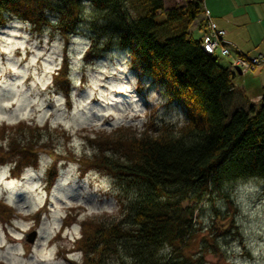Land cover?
Here are the masks:
<instances>
[{
    "label": "rangeland",
    "instance_id": "obj_1",
    "mask_svg": "<svg viewBox=\"0 0 264 264\" xmlns=\"http://www.w3.org/2000/svg\"><path fill=\"white\" fill-rule=\"evenodd\" d=\"M183 3L164 0L167 9ZM203 6L215 27L225 32L231 44L227 47L234 53L218 55L220 66L230 69L235 53L264 55V14L251 0H203ZM90 10L84 3L85 21L67 40L51 26L35 29L8 14L0 26L2 264H80L82 252L74 240L81 237L83 223L107 222L118 215L115 179L91 166L88 160L99 147L87 136L121 125L140 131L149 119L157 128L185 122L184 109L167 103L150 79L131 68L127 50L115 38L99 57H85L94 36L88 28ZM47 14L54 23L56 16ZM162 20L164 14H159L156 21ZM198 23L189 29L194 37L201 32ZM102 42L99 37L98 45ZM64 59L66 73L60 68ZM232 83L229 115L259 102L264 66L235 73ZM20 123L33 130L15 128ZM26 145L35 149L29 154L35 162L20 161L17 148ZM15 163L26 165L17 169ZM222 191L225 198L214 195L196 206L191 235L180 253L192 264H264L261 181L237 180ZM32 230L36 238L29 244L23 234ZM173 255L168 245L156 253L162 261ZM103 264H119L117 255L107 254Z\"/></svg>",
    "mask_w": 264,
    "mask_h": 264
},
{
    "label": "trees",
    "instance_id": "obj_2",
    "mask_svg": "<svg viewBox=\"0 0 264 264\" xmlns=\"http://www.w3.org/2000/svg\"><path fill=\"white\" fill-rule=\"evenodd\" d=\"M202 1L167 9L164 0H0V26L8 14L35 29L51 26L66 40L85 21L87 3L94 36L85 57H99L115 38L127 50L131 68L150 79L167 103L184 109L180 127L157 128L149 119L140 131L121 125L86 137L99 147L88 161L115 179L119 207L107 222L83 223L81 237L74 240L82 252L80 264H103L112 253L119 264H192L180 251L199 203L214 195L225 198L223 186L242 179L261 181L264 193V95L229 115L236 72L220 66L216 55L202 49L200 36L189 30L196 20L203 27ZM48 11L56 16L54 23ZM159 14L164 20L157 22ZM166 30L172 34L164 35ZM67 65L64 59L61 72L66 73ZM17 150L20 161L35 162L29 156L33 147ZM25 165L15 163L17 169ZM164 245L174 255L162 261L156 253Z\"/></svg>",
    "mask_w": 264,
    "mask_h": 264
},
{
    "label": "built area",
    "instance_id": "obj_3",
    "mask_svg": "<svg viewBox=\"0 0 264 264\" xmlns=\"http://www.w3.org/2000/svg\"><path fill=\"white\" fill-rule=\"evenodd\" d=\"M189 1V0H186ZM197 29L200 32L201 47L210 55H220L222 57L231 56V52L227 45L230 43L224 38L225 32L215 27L214 23L209 18L208 12L205 10L203 13V27ZM231 67L238 68L241 72L250 69H255L264 66V55L257 53L255 55L238 53L237 56L230 62Z\"/></svg>",
    "mask_w": 264,
    "mask_h": 264
},
{
    "label": "water",
    "instance_id": "obj_4",
    "mask_svg": "<svg viewBox=\"0 0 264 264\" xmlns=\"http://www.w3.org/2000/svg\"><path fill=\"white\" fill-rule=\"evenodd\" d=\"M235 72L237 74H241V72L237 68H235ZM23 235H24V241H26L29 244H32L34 239L36 238V231L32 230L30 232L24 233Z\"/></svg>",
    "mask_w": 264,
    "mask_h": 264
},
{
    "label": "crops",
    "instance_id": "obj_5",
    "mask_svg": "<svg viewBox=\"0 0 264 264\" xmlns=\"http://www.w3.org/2000/svg\"><path fill=\"white\" fill-rule=\"evenodd\" d=\"M259 10L264 14V0H251Z\"/></svg>",
    "mask_w": 264,
    "mask_h": 264
},
{
    "label": "bare ground",
    "instance_id": "obj_6",
    "mask_svg": "<svg viewBox=\"0 0 264 264\" xmlns=\"http://www.w3.org/2000/svg\"><path fill=\"white\" fill-rule=\"evenodd\" d=\"M184 3L186 2V0H182ZM183 3V4H184ZM180 5H182V4H180ZM201 10H202V13H201V19L203 20V13H204V11L206 10V8L203 6L202 8H201ZM193 34V33H192Z\"/></svg>",
    "mask_w": 264,
    "mask_h": 264
}]
</instances>
